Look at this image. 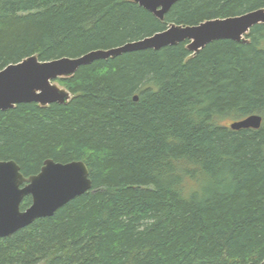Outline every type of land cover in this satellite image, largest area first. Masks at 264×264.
Listing matches in <instances>:
<instances>
[{"label": "trees", "instance_id": "trees-1", "mask_svg": "<svg viewBox=\"0 0 264 264\" xmlns=\"http://www.w3.org/2000/svg\"><path fill=\"white\" fill-rule=\"evenodd\" d=\"M258 9L264 0H181L161 21L135 0H0V71ZM246 40L96 61L56 81L68 104L0 111V162L29 178L47 160L82 161L93 183L0 239V264L264 263V25ZM251 115L259 130L222 123Z\"/></svg>", "mask_w": 264, "mask_h": 264}, {"label": "water", "instance_id": "water-1", "mask_svg": "<svg viewBox=\"0 0 264 264\" xmlns=\"http://www.w3.org/2000/svg\"><path fill=\"white\" fill-rule=\"evenodd\" d=\"M181 0H135L142 8L163 21ZM258 25H264V9L226 19L208 20L195 26L172 24L167 30L128 42L108 50H95L76 58H60L42 62L37 56L0 71V111L20 104L36 103L42 107L68 104L72 95L56 81L74 76L77 71L96 61L114 59L123 54L146 50L160 51L188 42V50L196 55L216 41L247 43L246 36ZM135 101L138 100L136 97ZM263 118L251 115L229 125L232 131L259 130ZM87 165L82 161L57 163L47 160L39 174L26 178L14 161L0 162V239L9 238L34 222L50 218L74 199L92 189ZM26 197L32 203L22 211ZM264 264V263H262Z\"/></svg>", "mask_w": 264, "mask_h": 264}, {"label": "rangeland", "instance_id": "rangeland-1", "mask_svg": "<svg viewBox=\"0 0 264 264\" xmlns=\"http://www.w3.org/2000/svg\"><path fill=\"white\" fill-rule=\"evenodd\" d=\"M222 123H223L224 125H227V126L231 124V122H230V121H227V120L223 121Z\"/></svg>", "mask_w": 264, "mask_h": 264}]
</instances>
